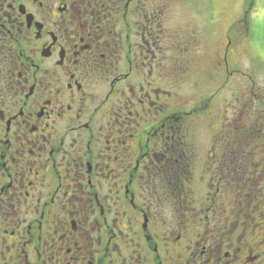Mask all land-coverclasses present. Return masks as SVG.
<instances>
[{"label": "flooded vegetation", "instance_id": "obj_1", "mask_svg": "<svg viewBox=\"0 0 264 264\" xmlns=\"http://www.w3.org/2000/svg\"><path fill=\"white\" fill-rule=\"evenodd\" d=\"M177 1L0 0V264H264V105Z\"/></svg>", "mask_w": 264, "mask_h": 264}, {"label": "rangeland", "instance_id": "obj_2", "mask_svg": "<svg viewBox=\"0 0 264 264\" xmlns=\"http://www.w3.org/2000/svg\"><path fill=\"white\" fill-rule=\"evenodd\" d=\"M247 1L180 0L176 3L184 9L189 8L181 19L183 26L194 23V16L187 12H201L206 17L211 8L215 15L214 44L221 42L227 29L231 27L235 30L231 35L229 55V68L234 81L226 83V89H221L223 95L216 92L213 109L215 114H220L222 105L228 103L235 110V119H239V114H242L237 123L249 116L255 117L252 108H261L257 104L264 105V0H253L251 6H248ZM245 13L246 18L242 21ZM176 25H180V20L176 21ZM215 83L216 87L221 85L218 78ZM187 98L192 100L190 90L184 89L181 99L186 101Z\"/></svg>", "mask_w": 264, "mask_h": 264}, {"label": "trees", "instance_id": "obj_3", "mask_svg": "<svg viewBox=\"0 0 264 264\" xmlns=\"http://www.w3.org/2000/svg\"><path fill=\"white\" fill-rule=\"evenodd\" d=\"M252 1H253V0H248V1H247V4H248V6H251V4H252ZM244 18H246V13H245V15H244ZM244 18H243V20H242V21H244Z\"/></svg>", "mask_w": 264, "mask_h": 264}]
</instances>
